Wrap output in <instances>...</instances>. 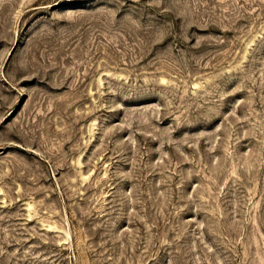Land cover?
<instances>
[{
	"label": "rangeland",
	"instance_id": "374dc122",
	"mask_svg": "<svg viewBox=\"0 0 264 264\" xmlns=\"http://www.w3.org/2000/svg\"><path fill=\"white\" fill-rule=\"evenodd\" d=\"M0 264H264V0H0Z\"/></svg>",
	"mask_w": 264,
	"mask_h": 264
}]
</instances>
